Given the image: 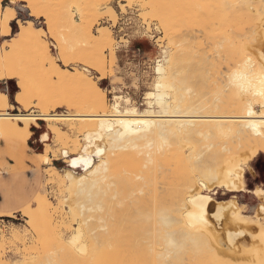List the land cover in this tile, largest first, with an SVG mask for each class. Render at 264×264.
Listing matches in <instances>:
<instances>
[{"label": "bare ground", "instance_id": "obj_1", "mask_svg": "<svg viewBox=\"0 0 264 264\" xmlns=\"http://www.w3.org/2000/svg\"><path fill=\"white\" fill-rule=\"evenodd\" d=\"M10 1L11 4L4 5L0 0V35H11L16 39L13 41L17 42L10 43L12 47L8 51L0 44V79L17 78L19 88L15 92V99L20 106L19 111H11L14 103L7 93L0 91V135L29 140L33 134L32 126L40 125V120H43L45 127L40 140L48 143L53 138L63 156L71 155L68 141L72 139L74 150L78 152L73 160L77 163L65 167L66 171L60 180L66 190H63L56 209H59L61 216L66 209L77 215L79 210L80 214L76 228L66 238L50 237L35 220L38 207L39 211H48L51 202L39 197L37 207L28 204L24 207L27 226L31 224L37 229L43 248L37 255L30 253L13 264H264V252L260 250H255L252 257H241V251L252 250L247 242L240 240L246 235L243 225L236 229L226 228L225 232L217 226L227 217V210L224 212V209L234 200L226 205L220 200L217 203L212 191L215 188L211 184L218 181L219 187L233 191L246 190L245 184L238 182L242 180L243 172L239 168L244 169L247 165L242 162L240 155L246 153L250 155L248 158H252L259 151L264 152L262 0H238L240 7L237 6V9L242 11H239L242 14L238 12L239 16L235 17L237 12L231 13L227 8L233 16L219 14L221 17L211 18V15L208 17L204 14L206 17L198 22L208 32L221 33L222 45L234 44L254 50L259 58L253 61L247 56L239 66L227 64L225 70L222 60L215 62V82L212 85L217 96H213L214 101L208 98L212 106L206 103L207 99L201 98L204 95L199 97L196 94L187 98L180 93L181 84L195 81L196 78L202 81L206 74L199 71L202 64H181L176 61L171 46L167 44L162 47V57L159 56L161 58L158 57L155 64L157 74L152 83L153 89L146 91L150 103L146 109H140L128 94L118 93L119 90H114L113 101L108 102L105 95L101 94L102 88L98 81L88 73L90 66L84 65L83 69L77 70L61 66L52 58L50 45L40 31L43 29L38 31L33 23L27 25L22 21L15 5L19 0ZM23 1H26L32 15L41 12L47 17L49 15L47 21L52 19L49 14L51 7H48L51 1ZM103 2L70 0V6L63 13L66 30L62 31L61 36H54L63 59L73 52L79 55L86 53L89 56L87 63L98 70L100 77L107 75L104 49L107 46L113 48L115 41L108 26H100L98 33L93 29L94 19L91 18L94 12L100 10ZM149 2V5L160 4V0L157 1L159 4L156 0ZM107 4L111 12L114 11L113 4ZM163 7L160 5V8ZM73 8L81 13V20L74 16ZM160 8L155 7L153 12L156 13ZM186 9H183L184 12ZM183 10H180L181 13ZM200 12L198 14L201 17L203 11ZM193 13L186 16L185 24L195 23L193 15L197 14ZM179 16L176 14L175 17ZM183 18L186 19L185 15ZM14 20L19 23L16 33H12ZM159 20L161 22V18ZM241 21L246 22L251 31V35L246 38L243 36L245 31H240ZM54 22L52 20L50 23L52 30L58 26ZM214 22L217 24L214 25ZM165 23L162 21L159 24L167 31ZM234 25L240 27L232 29ZM19 43L33 47L36 52L34 56L43 67L47 60L53 62L44 69L45 73L57 77L64 87H75L81 93V98L74 100L65 96L63 101L68 106L62 105L65 107L62 111L55 110L57 104L54 102L41 108L35 101H30V85L25 70L14 66L13 61V64L7 61L4 67L3 62L10 57L13 60L10 54L13 49L20 48ZM83 44H90V47L85 50L81 46ZM73 106L78 109H73ZM187 141L191 142L189 151L185 149ZM41 154L44 163L52 161L50 154ZM81 165H84L83 172L76 168ZM59 170V167L54 168L57 175ZM49 179L52 180L53 176ZM253 191L264 193V187L259 186ZM214 205L215 211L213 209L211 213ZM233 205V210L239 209L237 202L234 201ZM259 208L264 213L263 202ZM227 209L230 210L229 207ZM239 211L237 217L244 222L248 217ZM15 213L0 212V218L3 215L14 216ZM210 214L222 219L220 224H215ZM231 216L229 219L233 218ZM249 218L264 227V217L250 215ZM2 233L4 239L6 235ZM14 236L26 243L25 235H21L18 228L14 230Z\"/></svg>", "mask_w": 264, "mask_h": 264}, {"label": "rangeland", "instance_id": "obj_2", "mask_svg": "<svg viewBox=\"0 0 264 264\" xmlns=\"http://www.w3.org/2000/svg\"><path fill=\"white\" fill-rule=\"evenodd\" d=\"M48 1H51L49 2L51 6L50 5L48 6L51 7L49 8L50 9L49 14L52 15V19L50 21H47L49 20L48 19L49 15L47 17V15L44 13L40 12L41 14L39 13V15L36 14H35L36 16L32 15L30 8L26 6L27 4L26 1L23 0H19L15 4L18 10L19 18H21L22 21L26 22L27 25H29V22L33 23V25L36 27L38 31L41 28L43 29L40 31L42 32L43 38L50 45V51L53 56L52 58H54L61 66L73 70L83 69L82 67L84 65L90 66L91 70H89L88 73L94 80L98 81L99 85L102 88L101 94H104L107 101L110 103L113 101L115 92L116 91L118 92L119 90L118 93L121 92V94H125V95L128 94L131 101L137 103L140 109H146L147 106L149 107L150 103L148 102L149 99L146 91L153 89L152 83L157 74V72H155L156 69H154L156 66L155 64H157L158 59L162 57L161 55L162 47H164L167 44L171 46L172 52L174 54V59L179 63L181 64L193 63L199 66L202 64L200 67L201 69H199V71L204 72L206 74V77L203 78L202 81H199L201 79L196 78L197 80L195 79V81H189L181 84V88L179 91L183 96L187 98H190L191 96L196 94L199 95V97L204 95V97L202 96L201 98L203 100L207 99L205 101H207L206 103L208 104H209L208 98H210V101H214L212 100V98L214 99V97L217 96L216 93L217 91H215V89L213 88L214 87L213 82H215L213 76H215L214 72H216V69H213L215 67L214 65L215 62H217L218 60H222V62L225 63L224 64L225 66L224 70H225L227 68L226 67L227 64L229 65L231 64L232 66L233 65L239 66L240 65L239 63L245 61L247 59V56L253 61L254 60L258 61L259 59L256 56L254 50L244 49L234 44L226 43L225 45H222L220 43L221 33L218 34V32L216 31H214L213 33L210 31L211 32L210 33L207 30H204L203 26L199 24L200 23L199 21H201V19L203 17H206L207 15L208 17H210L211 15V18H217L219 16L221 17V15L224 16L225 14H230L233 16V14L231 13L235 14L237 12L236 13L237 15L235 14L234 16L235 17L239 16L238 12L239 11L242 12V11L239 8L237 9V6L240 7L239 6L240 1L238 0L236 1L234 0V2L233 0L232 1L231 0H227V1L197 0V3L196 0H192V1L178 0V2L177 0L174 1L160 0V4L159 2H157L159 0H156V2L159 4L158 6L155 3L154 4L156 6L149 5L152 3L149 2V0L148 1L147 0H112V2H109L110 0L107 1L103 0L104 4L112 3L114 7V11L111 12V10L109 9V5L105 4L106 5L105 6L102 3L101 4L102 7H100V10L98 9L96 13L94 11H91L94 12L93 15L94 18L91 15H89V17L91 16L92 18L91 17L90 18L94 19L93 29L96 33H98L97 30L99 29L100 26L106 25L110 30H112L114 37L113 41L114 39L115 41L113 48L107 46L104 49L107 75L105 77H100L98 70H96L95 67L87 63L88 61L86 60H88L87 57L89 56L86 55V53H81V55H79L77 52H75L76 54L75 55L73 52V54L70 53L68 57H66L65 59L62 58L60 48L58 47L56 40L54 39V36L55 35L61 36L62 33L66 30V28H64L63 13L70 6L69 3L70 0H66V2L65 0H48ZM230 1L233 2L232 5ZM2 2L4 5L11 4L10 0H2ZM205 2L207 3L208 7L207 5H205ZM222 2L227 6H225ZM192 3H194V5ZM262 3H264V0H262ZM196 4H198L199 6H197ZM160 5L164 7L160 8ZM191 5H193L194 7H192ZM220 6H222L221 9ZM155 7L160 8V10L157 9L156 13L153 12L156 10ZM190 8L193 9L195 8V10H192ZM227 8L231 13L228 11ZM47 9L48 8H46V10ZM183 9H186L187 11L184 12ZM196 9L198 10V12ZM200 9H202L201 12L203 11V15L200 12ZM147 10L148 11L152 10V11L148 12ZM180 10L181 11L183 10V13H181ZM158 11L160 12L162 11V13ZM208 11L210 12L207 13ZM192 12H194L193 14H197V16L193 15L194 18L196 19L195 23L189 24L188 22V24H185L187 22L186 16L188 17L192 15L191 14ZM199 12L201 13V17L198 14ZM204 12H206L207 14ZM73 13L76 18L78 19L80 18L81 20L82 15L79 11L73 8ZM171 14L174 15L172 16ZM176 14H178V16L180 14L182 15L184 14L186 19L183 18L184 15L183 16L180 15L181 17L180 16L175 17ZM89 17H87V19H90ZM160 18H161V22L162 21L164 23L167 22V24L165 23V27L166 26L168 27L166 28L168 29L167 31H165V28L162 24H159L161 23L159 20ZM176 18H178L180 21H178V19ZM52 20L53 22L55 21L54 22L55 24H58V26L54 28L55 31L52 30L53 28L51 29L50 23ZM169 20H171V22ZM216 24L217 23L214 22V25ZM240 24L241 27L240 25L237 26L234 25L231 28L238 29L240 27L241 28L240 31H245L243 32V36H245L244 38L250 36L251 31L248 30L250 29L248 27V24L242 21ZM171 25L173 26L174 30L172 29ZM242 26L244 30L242 29ZM18 30H19L18 21L17 20L12 21V33H16ZM14 39L15 38H13L11 35H8V37L4 36V40L0 42V44L5 46L6 51L11 50L12 45L10 43L17 42V41H13ZM25 45L26 44L23 45V43L21 44L19 43V47L21 49L20 48L19 49L16 48V50L13 49L14 51H12L10 54V56L13 57V60L10 57L9 60L6 61L4 60L3 62H5L4 67L8 64L7 61L9 62V64L12 63L13 61V63L15 62L14 66L16 65L19 68L25 70L24 73L30 85V91H29L30 101L33 102L35 101L34 103H36V105H38L41 108L43 106H47L49 102L50 103L54 102L57 104L55 110L62 111L63 109H65L64 106H68V104L65 101H63V98L65 96L69 97L70 99L72 98L74 100H78L81 98V93H79V91L75 87L72 88L64 87L61 81L57 77L55 76L51 77L50 75L45 73L44 69L48 68L49 67L48 65L50 63L52 64L53 62L47 60L46 65H44L43 67L41 63L38 61V59H36V57L34 56L36 54L34 48L29 46L28 48L27 45L26 46ZM81 46L86 50V48L90 47V44H83ZM202 67H204V69ZM208 73L211 74L208 75ZM211 77L213 81L211 80ZM0 80H1L0 89L8 91L11 101L16 105L18 102L15 99V92L19 88L17 78L10 79L9 81H4V79H0ZM212 89L213 91H215V94L213 93ZM62 101L64 103H62ZM15 109L16 108H14L13 110ZM73 109H78V107L73 106ZM40 124L42 128H40L39 133H41V131L45 127L43 120H40ZM7 136H11V135H6V136L0 135V137L8 141V144L11 147L22 148L23 145H26L23 143L16 144L13 141L12 137H7ZM55 144L56 143L52 138L48 143L45 142L44 144H42L43 147L39 146L38 148H36L37 150L40 151L39 153L40 157L38 156L40 163H43L42 162L43 160H41L43 159V155L41 154V152L48 153L53 157L51 162L45 164L43 163L44 166L41 168L38 177V187L36 190L25 189V183H27L29 179L28 177H23L24 173L22 172V168L19 166V163L10 165L12 166L14 172L13 175H11L12 177L9 178V182L10 184L17 185L16 187L15 186L12 187L14 188V190H10L11 198L16 199V202L12 204L14 210H16V213L14 216L3 215L2 218H0V229L3 228L2 231L0 230V264H13L15 260L20 262L19 260L21 257L29 256L30 253L31 255H37L38 251L43 248V245L41 243L42 239L40 238L37 229L31 224L27 226L26 212L24 211V207H26L28 204L37 207L39 204L38 201L39 197L46 198L51 202V209L48 211H42V210L39 211V207H38L36 212V220H35V223L46 231L47 236L50 235V237L53 236L56 238L57 237L66 238L70 234V232L76 228V225L78 224V218H80L79 210L77 211L78 212L77 215L74 212L67 210L66 208H68V206H66V208H64L66 209L64 210L65 214L61 216L59 209H56V207L59 206L60 204L63 190H66L64 185L61 183L60 179L62 176H64V173L66 171L65 167H72V160L76 156H78L77 155L78 152L74 150V143L72 139L68 141V145H70V149H71L70 150L71 155L69 156H63L61 152L57 149ZM186 144H187L185 146L186 148L185 147L184 148L185 149L188 148L187 150L189 151L191 148V142L187 141ZM248 155H246V153L240 155V159L242 160V162H246L247 165L245 166L244 169L239 168L240 170L242 169L243 172H242V180L240 181L238 180L240 184L242 183L245 184V186L247 187L246 190L233 191L230 190L229 188L219 187L218 181H216L215 184H213L214 181L211 183L215 188V190L212 191L214 192L215 200L217 203H219L220 200L222 203L224 202V204L226 205L229 201L234 200L239 205V209L233 210L234 201L228 203V206L226 207V209H224V212L227 210L226 214L228 213L229 215L227 214L228 218L227 217L223 218V222H221L222 219L219 220L215 216H212L213 214H210L211 215L210 219L212 221L214 220L215 224H220L221 222V224L217 226L219 227V229L222 228L221 230L224 232L227 231V229L229 228L236 229L238 227H241V225H243L246 228V235L244 237L240 236L243 237L240 240L245 241L244 243L247 242L246 244L247 245L249 244L252 250L241 251L240 252L241 257L244 258L252 257V255H254L255 253V250H260L261 252H264L263 249L264 236L262 235V230L264 227H262L263 225L259 224V222L250 220L249 218L250 215L252 216L257 215L260 217H264V213H262L261 209L259 208V204L261 202L264 203V193L253 191L254 188H257L259 186L264 187V152L259 151L256 154V156L252 158L250 157L248 158L247 157ZM54 158L64 159V161L67 162V165H64V167L57 166L56 164L53 163ZM12 161H15V159L12 158ZM55 167L60 168L58 175L54 171ZM76 168L80 172L84 171V165L76 166ZM7 169L11 170V167ZM44 173H45V179H44ZM0 174L3 175V172L1 171ZM51 175L53 176L52 180L49 179ZM228 207L230 208V210L227 209ZM215 208H216L215 205L212 206L211 211L213 209H214L213 211H215ZM231 210H233L234 212ZM213 211L211 213H213ZM237 211L239 212L242 211V213L248 217L247 220L244 219V222L242 220H239V218L237 217L238 215ZM230 214L232 215L231 217H233L231 218L232 221L231 219H229ZM212 217H214L215 219L214 218L212 219ZM236 217L238 218V220ZM234 219L236 220V224L234 223L235 222ZM226 221H228V223ZM222 223H224L225 227H223L224 225ZM16 228L19 229L21 235L22 233L23 235H25L24 239L26 240V243H24L23 239H18L14 236V230ZM2 232H4V234L6 235L4 236V239L1 236L3 235ZM237 248L238 247H235V249Z\"/></svg>", "mask_w": 264, "mask_h": 264}, {"label": "crops", "instance_id": "obj_3", "mask_svg": "<svg viewBox=\"0 0 264 264\" xmlns=\"http://www.w3.org/2000/svg\"><path fill=\"white\" fill-rule=\"evenodd\" d=\"M3 40H4V36L0 35V42H2ZM10 79L6 78L4 79V81H9ZM0 83H1V80H0ZM0 91L7 93L9 96L8 91L6 90H0ZM9 99H10V96H9ZM16 105L20 106L19 102ZM16 105L10 108V110L12 111L14 108H16L15 110H13V112L19 111L17 110L19 106H16ZM40 128H42L41 124L38 126L36 125L32 126L33 134L29 138V140H24V139L15 137V136H7V137H12L13 141L16 144H20V143L26 144V145H23L22 148L11 147L9 146L8 141L6 139L0 137V173L1 171L3 172V175L0 174V212L1 213L16 212V210H14V207L12 205L13 203L16 202V199L11 198L10 190H14V188L12 187L14 186L16 187L17 185L10 184L9 182V178L12 177L11 175H13V172H14L12 166L10 165L19 163V166L22 168V172L24 173L23 177H28L29 181L25 183L26 190H36L38 187V177H39L41 168L44 166L43 165L44 162L42 161L43 163H40V160H39L40 151L37 150L36 148H38L39 146H42V144L45 143L40 140V135L44 131L43 129L41 133H39ZM12 158H14L15 161H12ZM16 159H17V162H16ZM59 160L64 161V159L54 158L53 163L56 164V161H59ZM65 163L67 165L66 161ZM9 167H11V170L7 169ZM44 179H45V173H44ZM15 190H18V189H15Z\"/></svg>", "mask_w": 264, "mask_h": 264}, {"label": "trees", "instance_id": "obj_4", "mask_svg": "<svg viewBox=\"0 0 264 264\" xmlns=\"http://www.w3.org/2000/svg\"><path fill=\"white\" fill-rule=\"evenodd\" d=\"M56 164L59 165L60 167L66 165L65 161H63V160L56 161Z\"/></svg>", "mask_w": 264, "mask_h": 264}, {"label": "snow or ice", "instance_id": "obj_5", "mask_svg": "<svg viewBox=\"0 0 264 264\" xmlns=\"http://www.w3.org/2000/svg\"><path fill=\"white\" fill-rule=\"evenodd\" d=\"M158 70H159V69H158ZM76 163H77L76 160H73V161H72V164H73V165H75ZM201 220H203V217H202V216H201Z\"/></svg>", "mask_w": 264, "mask_h": 264}]
</instances>
